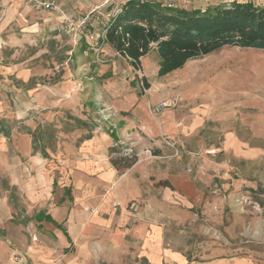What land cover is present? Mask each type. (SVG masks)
<instances>
[{
	"label": "rangeland",
	"instance_id": "374dc122",
	"mask_svg": "<svg viewBox=\"0 0 264 264\" xmlns=\"http://www.w3.org/2000/svg\"><path fill=\"white\" fill-rule=\"evenodd\" d=\"M44 1L0 0V264H264V49L159 76L100 41L125 0Z\"/></svg>",
	"mask_w": 264,
	"mask_h": 264
},
{
	"label": "trees",
	"instance_id": "16d2710c",
	"mask_svg": "<svg viewBox=\"0 0 264 264\" xmlns=\"http://www.w3.org/2000/svg\"><path fill=\"white\" fill-rule=\"evenodd\" d=\"M104 32L100 41L136 68L155 49L160 57L158 75L163 76L226 46L264 49V1L233 0L202 9L169 6L160 0H125ZM36 219L63 230L50 214L40 212Z\"/></svg>",
	"mask_w": 264,
	"mask_h": 264
},
{
	"label": "crops",
	"instance_id": "0c3cea01",
	"mask_svg": "<svg viewBox=\"0 0 264 264\" xmlns=\"http://www.w3.org/2000/svg\"><path fill=\"white\" fill-rule=\"evenodd\" d=\"M160 1H164V3L165 2H168L169 0H160ZM205 1H207V3H208V1L209 0H197V2L199 3V6H198V8H202L203 7V5H208L207 3L206 4H204V2ZM223 1V0H222ZM238 1H253L255 4H259V3H261V2H263L264 0H238ZM202 5V6H201ZM195 7V6H194ZM108 175H113V169H109L108 168ZM111 178H112V176H111ZM23 184V183H22ZM42 184H44L45 186L44 187H46L47 189H49V180H45V181H42ZM23 187H24V185H23ZM27 187H29L28 185H27ZM54 209V208H53ZM56 211V217L55 216H53V212H51V211H49V212H45V211H41V212H44L45 214H50L52 217H53V219L57 222V224H60L61 225V228H63V230L62 229H60V230H62L63 232H64V230L67 232V234L68 235H65V236H67V238L70 240L71 238H70V235H69V232H68V230H66L63 226H64V222L65 221H67V217H66V214H68V210L64 207H62V208H60L59 210L57 209V210H55ZM55 215V214H54ZM75 215H76V217L78 216L77 215V213L75 214H73L72 215V217L71 218H74L75 217ZM92 214H91V216L90 217H88V218H86V216H85V214H83V219L85 220V221H83V220H80L79 221V223L80 224H85V222L86 221H88L87 222V225H90V223H91V218H92ZM37 220V219H36ZM38 221V220H37ZM40 223H44V222H46V224H54V223H52V222H49V221H46V220H43V221H39ZM55 225V224H54ZM86 225V226H87ZM56 226V225H55ZM57 227V226H56ZM82 227H83V225H82ZM88 227V226H87ZM58 228V227H57ZM70 228H71V230H72V232L75 234V236H76V223H75V221L72 219L71 220V223H70ZM158 232H160V231H158ZM65 234V233H64ZM64 234H63V236H64ZM34 256L36 257V253H34Z\"/></svg>",
	"mask_w": 264,
	"mask_h": 264
},
{
	"label": "built area",
	"instance_id": "2783aa9c",
	"mask_svg": "<svg viewBox=\"0 0 264 264\" xmlns=\"http://www.w3.org/2000/svg\"><path fill=\"white\" fill-rule=\"evenodd\" d=\"M165 3L169 6H182V7L188 8V6L193 5L194 0H169L168 2H165ZM42 4L46 8H57L58 7L57 3L53 0L44 1L42 2ZM169 105L171 104L170 103L168 104V102L163 103V106H169Z\"/></svg>",
	"mask_w": 264,
	"mask_h": 264
},
{
	"label": "bare ground",
	"instance_id": "6f19581e",
	"mask_svg": "<svg viewBox=\"0 0 264 264\" xmlns=\"http://www.w3.org/2000/svg\"><path fill=\"white\" fill-rule=\"evenodd\" d=\"M170 102H168V104H169Z\"/></svg>",
	"mask_w": 264,
	"mask_h": 264
}]
</instances>
